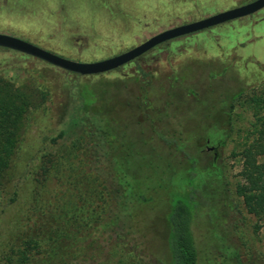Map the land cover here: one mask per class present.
Returning a JSON list of instances; mask_svg holds the SVG:
<instances>
[{
  "label": "rangeland",
  "instance_id": "rangeland-1",
  "mask_svg": "<svg viewBox=\"0 0 264 264\" xmlns=\"http://www.w3.org/2000/svg\"><path fill=\"white\" fill-rule=\"evenodd\" d=\"M252 1L0 0V33L70 60L95 62L129 51L165 30ZM99 81L105 88L118 90L117 98L104 104L116 110L128 139L152 140L157 151L161 144L155 130L168 135L178 131L185 139L193 138L186 150L208 178L203 186L208 196L201 200L194 227L201 264H264V213H250L236 193L238 185L245 183L241 154L256 138V113L264 108V9L170 41L115 71L81 79L39 59L0 50L2 100L10 89L30 99L25 105L16 97L17 109L11 118L8 109L0 113V257L18 232L21 212L35 203V179L42 169L51 167V156L59 163L55 169L68 176L79 164L71 157L72 145L87 118L72 121L77 86ZM144 88L148 89L145 96ZM62 130L66 135L60 145H51L50 140ZM208 134L211 140L201 141ZM58 157L76 163L70 166ZM213 166L224 175L223 182L210 175ZM18 181V200L10 204L8 188ZM69 188L76 193L56 180L50 183L54 199L55 195L62 198ZM87 188L84 183L78 187L80 192ZM45 198L50 199V194L45 192ZM72 201L77 204V197ZM162 213L156 209L140 217L157 221ZM155 234L149 230L147 244L159 256L162 247ZM104 261L76 260L74 264Z\"/></svg>",
  "mask_w": 264,
  "mask_h": 264
},
{
  "label": "trees",
  "instance_id": "trees-1",
  "mask_svg": "<svg viewBox=\"0 0 264 264\" xmlns=\"http://www.w3.org/2000/svg\"><path fill=\"white\" fill-rule=\"evenodd\" d=\"M145 90L148 89L144 88V96ZM117 92L105 88L100 81L77 86L72 121L87 118L83 132L72 145L71 157L79 164L68 176L55 169L59 163L52 161L51 156V167L42 169L35 179L38 184L35 203L21 212L18 232L1 254V264H74L76 260L102 258L105 264H201L194 227L201 200L208 196L203 192L208 178L200 172L196 157L186 150L193 138L185 139L178 131L168 135L155 130L161 144L157 151L152 140L131 136L128 139L116 110L104 104L117 98ZM16 97L23 99L21 103L25 105L29 103L28 97L10 89L4 101L0 96V113L8 109L11 118L17 109ZM4 104L7 107L3 108ZM233 106L234 99L229 104V113ZM262 110L256 113V138L241 154L240 174L245 183L238 185L236 192L255 215L264 213V160L260 161L264 157ZM65 135L62 130L50 144L58 147ZM210 138L208 134L201 141L208 142ZM216 142L220 144L223 140L219 138ZM57 159H64L70 166L76 163L65 157ZM213 168L210 175L214 181L223 182L224 175L216 166ZM53 180L72 187L76 193L69 188L62 198L55 195L54 199L50 189ZM83 183L88 188L80 192L78 187ZM12 184L8 188L10 204L18 200L20 181ZM45 192L50 199H44ZM73 197H77V204ZM58 201L61 203L57 204ZM156 209L163 212L157 221L140 217ZM158 226L161 233L156 229ZM149 230L155 231L160 241L159 256L147 244Z\"/></svg>",
  "mask_w": 264,
  "mask_h": 264
},
{
  "label": "water",
  "instance_id": "water-1",
  "mask_svg": "<svg viewBox=\"0 0 264 264\" xmlns=\"http://www.w3.org/2000/svg\"><path fill=\"white\" fill-rule=\"evenodd\" d=\"M262 9H264V0H254L245 5L217 13L210 17L165 30L129 51L95 62H77L70 60L44 50L25 40L4 34H0V48L16 51L39 59L69 73L80 76H96L115 71L164 43L253 15Z\"/></svg>",
  "mask_w": 264,
  "mask_h": 264
},
{
  "label": "flooded vegetation",
  "instance_id": "flooded-vegetation-1",
  "mask_svg": "<svg viewBox=\"0 0 264 264\" xmlns=\"http://www.w3.org/2000/svg\"><path fill=\"white\" fill-rule=\"evenodd\" d=\"M254 1V0H253ZM261 11V10H260ZM5 13H8V12H6L5 11ZM10 14V13H9ZM256 14V13H255ZM255 14H253V15H250V16H247V17H251V16H254ZM0 31H2V30H0ZM3 32H6V31H3ZM1 34V33H0ZM4 35H7V34H4ZM9 36H11V35H9ZM14 37V36H13ZM17 38V37H16ZM20 39V38H19ZM168 43V42H167ZM164 44H166V43H164ZM164 44H162V45H164ZM161 46V45H160ZM159 47V46H158ZM157 48V47H156ZM0 50H4V51H12V50H8V49H5V48H0ZM153 50V49H152ZM13 52H16V51H13ZM19 53V52H18ZM148 53V52H147ZM22 54V53H21ZM25 55V54H24ZM145 55V54H144ZM140 58V57H139ZM137 60V59H136ZM135 61V60H134ZM124 67V66H123ZM121 68V67H120ZM119 69V68H118ZM211 150H215V149H211Z\"/></svg>",
  "mask_w": 264,
  "mask_h": 264
}]
</instances>
